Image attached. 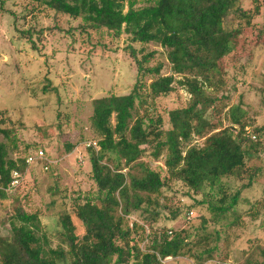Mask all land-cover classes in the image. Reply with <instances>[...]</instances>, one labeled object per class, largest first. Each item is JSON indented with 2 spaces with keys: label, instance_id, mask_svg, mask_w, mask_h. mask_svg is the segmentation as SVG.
<instances>
[{
  "label": "trees",
  "instance_id": "obj_1",
  "mask_svg": "<svg viewBox=\"0 0 264 264\" xmlns=\"http://www.w3.org/2000/svg\"><path fill=\"white\" fill-rule=\"evenodd\" d=\"M7 1L0 0L1 7ZM241 1L30 0L31 6L25 15L35 5L43 4L46 10L54 11L56 21L59 16L82 18L78 27L82 37L100 32L111 43L118 44L122 35H128L125 49L136 68V81L129 93L110 94L93 101L92 125L101 137L99 151L91 148L90 157L96 190L91 195L79 196L76 203V216L83 223L85 234L82 237L77 234L72 215L62 212V243L53 248L46 234L40 233L38 215L28 214L18 201L9 214L12 234L0 237L3 264H166L167 257L188 254L203 263L212 258L221 236L219 230H214L216 242H212L208 233L211 223L205 218L194 230H156L149 248L143 250L135 234L145 230L144 225L137 221L131 225L128 217L139 213L151 225L158 221L159 200L153 196L165 197L163 189L176 180L191 195L202 193L206 187L217 192L211 199L198 200L193 207L207 204L214 214L210 219L219 222L227 219L242 199V190L229 193L224 179L248 177L246 186L249 187L256 178V173L249 170L247 158L249 153L259 150L261 143L253 141L256 134L248 135L242 108L232 106L231 124L216 132L206 117L207 110L216 102L207 92V86H219L213 74L220 75V60L235 48L236 34L229 19L236 16L251 24L261 10L260 5L253 11L244 10ZM34 32V29L22 30V34H27L22 40L31 43ZM151 43L168 49L172 75L162 73V64L151 65L154 52L144 50V45ZM139 46L142 47L138 49ZM175 75L181 77L178 83L191 95L188 104L169 112L168 128L161 126L163 118H149L150 124H145L136 106V101L144 96L142 89L147 88L153 98L168 96L175 89ZM43 89L45 93L51 91L47 87ZM262 130L256 128L258 134ZM13 132L12 128L0 126V133L7 138H13ZM193 135H207L204 144L191 145ZM147 147L153 148L156 158L167 150V178L146 162H140ZM105 158L114 164L105 163ZM30 165L27 157L11 158L7 144L0 141L1 202L12 193L7 190L14 180V172L23 177ZM135 167L140 173L130 172ZM125 168L129 172L125 173ZM20 185L21 182L14 189ZM171 211L174 219L181 213L180 209ZM195 246L202 248L197 249L199 254H194Z\"/></svg>",
  "mask_w": 264,
  "mask_h": 264
},
{
  "label": "rangeland",
  "instance_id": "obj_2",
  "mask_svg": "<svg viewBox=\"0 0 264 264\" xmlns=\"http://www.w3.org/2000/svg\"><path fill=\"white\" fill-rule=\"evenodd\" d=\"M257 5L261 10L251 24L236 16L229 19L236 34L235 48L220 60V75L213 74L219 86H207L216 102L206 113L216 132L231 124L232 106L242 108L248 135L256 134L253 141L261 143L259 150L249 153L247 158L249 170L256 173V178L249 187L248 177L224 179L229 193L242 190V199L235 211L219 222L210 219L214 214L207 204L193 207L198 200L211 199L217 192L206 187L202 193L191 195L176 180L171 188L163 189L165 197L153 196L159 200L158 221L151 225L139 213L129 216L131 225L134 221L144 225L145 230L135 234L143 250L149 248L156 230H194L204 218L211 223L208 233L212 242H216L214 230H219L221 239L212 258L200 263L188 254L167 257L166 264H264V0L240 3L247 11H253ZM30 6V0H8L3 7L0 5V126L12 128L15 134L7 138L0 133V141L7 144L9 156L15 160L41 150L45 156L31 164L21 185L5 202L0 201V237L12 234L9 214L21 201L28 214L38 215L40 233L46 234L51 247L57 248L62 243V212L72 215L77 234L82 237L86 232L76 216V203L79 196L91 195L96 190L90 163L93 147L89 144L99 142L101 137L92 125L93 101L110 94L129 93L136 81V68L125 49L128 35H122L118 44L111 43L100 32L82 37L78 31L82 18L59 16L56 21L54 11L46 10L43 4L35 5L25 15ZM32 29L34 40L28 44L22 40L27 34L21 32ZM144 50L154 52L152 66L162 64V73L173 74L167 48L151 43L144 45ZM175 77V89L168 96L153 98L147 88L142 89L144 96L136 101V106L145 124H150L149 118H163L161 126L168 128L169 112L188 104L191 95L178 83L181 77ZM44 87L51 91L45 93ZM256 128L263 130L258 134ZM206 136L193 135L190 144L202 146ZM70 146L73 148L69 149ZM93 149L99 151L100 146ZM147 149L140 162H146L167 178V150L156 158L153 148ZM104 162L114 164L109 158ZM128 170L125 168L124 172ZM130 172L140 173V169L131 168ZM172 209L181 212L175 219ZM198 248L202 249L195 246L194 254H199Z\"/></svg>",
  "mask_w": 264,
  "mask_h": 264
},
{
  "label": "built area",
  "instance_id": "obj_3",
  "mask_svg": "<svg viewBox=\"0 0 264 264\" xmlns=\"http://www.w3.org/2000/svg\"><path fill=\"white\" fill-rule=\"evenodd\" d=\"M90 147H94L96 148L97 146L99 147V143L98 142H92L89 144ZM45 156V152L43 150H41L40 152H38V154H34V155H29L27 156V162L29 164H33L37 159H42ZM22 179V176L18 173V172H14V180L12 181L11 186L8 188L7 191H13L14 187L17 186L18 184H20Z\"/></svg>",
  "mask_w": 264,
  "mask_h": 264
},
{
  "label": "clouds",
  "instance_id": "obj_4",
  "mask_svg": "<svg viewBox=\"0 0 264 264\" xmlns=\"http://www.w3.org/2000/svg\"><path fill=\"white\" fill-rule=\"evenodd\" d=\"M99 143V142H98ZM94 148V147H93Z\"/></svg>",
  "mask_w": 264,
  "mask_h": 264
}]
</instances>
